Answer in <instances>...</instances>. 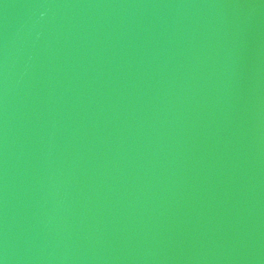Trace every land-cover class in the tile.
<instances>
[{
  "label": "water",
  "instance_id": "1",
  "mask_svg": "<svg viewBox=\"0 0 264 264\" xmlns=\"http://www.w3.org/2000/svg\"><path fill=\"white\" fill-rule=\"evenodd\" d=\"M264 145V0H230Z\"/></svg>",
  "mask_w": 264,
  "mask_h": 264
}]
</instances>
